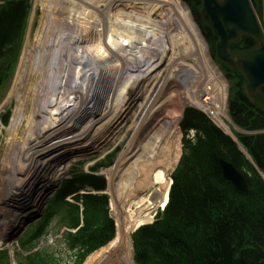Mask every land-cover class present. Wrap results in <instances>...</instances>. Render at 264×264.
<instances>
[{"label": "bare ground", "instance_id": "6f19581e", "mask_svg": "<svg viewBox=\"0 0 264 264\" xmlns=\"http://www.w3.org/2000/svg\"><path fill=\"white\" fill-rule=\"evenodd\" d=\"M52 1L48 0L49 4L45 7L44 25L38 43L31 45L30 29L39 3V0H34L13 83L8 97L0 105L1 112L18 91L20 81L28 71L35 79L34 97L31 103H27L33 111L30 119L26 117L29 128L21 135V147L13 151L14 157L20 160L18 166L9 162L3 168L4 188L7 195H11L8 202L13 201L15 196L31 197L35 191L46 198L48 190L59 182L41 190V185L47 182L53 171L52 156L74 149L94 150L112 139L110 135L116 134L122 119L131 109L127 96L115 95L125 93L136 100L147 81L146 77L151 79L159 66L164 68L163 83L142 113V120L130 134V125L141 111H135L132 116L128 128L130 136L124 150L117 154L116 162L102 170L108 184L112 212H124L123 202L130 199L125 211L128 213L126 219L122 221L119 217V222H115L116 239L107 247L110 249L135 231L138 225L150 219L156 207L162 208L165 204L168 183L161 169L154 172L153 189L148 194L133 196L138 185L131 186L126 179L134 171L131 170L134 160L153 154L154 160L150 166L160 164L161 152L176 131L184 108L192 106L202 110L216 126L231 134L235 124L225 102L228 82L210 56L208 42L190 8L182 0H118L111 5L104 0H55L57 5L51 4ZM158 10L164 13L166 19L170 17V10L173 11L179 28L176 34H165L164 22L155 18L154 12ZM122 16L151 29L152 49L149 50L148 43L150 53L147 51V56L143 55L140 46L142 31L122 23ZM201 20L210 28L202 16ZM214 35L215 56L219 59L216 52L218 38ZM160 72L162 74L161 69ZM133 85L139 89L135 91ZM144 100L146 103L149 101L148 98ZM137 107L141 110L143 104L139 103ZM153 109L162 111L154 112L152 121L143 127L147 111ZM23 117L17 108L10 117L9 126H17ZM46 120H49L51 127L58 126L59 129L51 130L43 138L29 141ZM105 127L110 129L111 134L96 143L97 134ZM4 128L0 123V135ZM47 147L51 148L46 151ZM68 159L66 157L62 161V157H59L58 164L61 163L62 168L54 174L59 177L66 175L69 162H64ZM116 177L117 182L123 180L121 185H116ZM29 215L30 211L18 222L21 223Z\"/></svg>", "mask_w": 264, "mask_h": 264}, {"label": "trees", "instance_id": "16d2710c", "mask_svg": "<svg viewBox=\"0 0 264 264\" xmlns=\"http://www.w3.org/2000/svg\"><path fill=\"white\" fill-rule=\"evenodd\" d=\"M0 1L1 95L9 84L21 51L30 0ZM182 1L191 7L196 19L193 18L203 29L206 40L212 41L213 47L208 43L215 55L216 37L201 20V0ZM255 11L264 27V0H255ZM254 47H257L256 41L246 35L229 44L232 54ZM219 64L224 66L228 79L232 80L228 103V95L226 99L228 114L236 126L247 131L234 130V133L252 163L205 114L186 107L180 128L184 135L193 129L194 139L182 138L179 161L170 173L172 184L169 183L167 189V203L152 223L138 225L134 233L120 242L130 250L133 264H264V112L246 96L243 88L246 80L240 70L222 62ZM260 91L264 95V87ZM9 114L10 110H7L3 115L5 123ZM174 136L164 146L160 163L167 159L172 148H176ZM219 159L230 161L245 175L246 192L236 189L223 178ZM104 188L102 176L73 168L71 177L63 180L51 198L42 226L29 230L19 240L22 249L34 246L43 225L54 212H60V222L69 228L79 224V206L66 201L67 195L80 189ZM73 199L83 206V225L76 232L66 234V244L70 250L76 251L73 264H81L89 252L113 237L114 224L108 216L106 195L76 194ZM120 219H126L123 211ZM115 239L116 231L103 250ZM0 264H9L6 250L0 251ZM17 264L60 262L49 249H40L21 257Z\"/></svg>", "mask_w": 264, "mask_h": 264}, {"label": "rangeland", "instance_id": "374dc122", "mask_svg": "<svg viewBox=\"0 0 264 264\" xmlns=\"http://www.w3.org/2000/svg\"><path fill=\"white\" fill-rule=\"evenodd\" d=\"M117 1L118 0H104V2L109 4V5L116 4ZM29 3H30V8H29L28 19H27L26 28H25L26 34L24 36V40H23V43H22V46H21V50H22V47H23L25 39H26L27 30H28V27H29L28 26V22L30 21L29 15L31 14V10H32V6L34 4V0H32V2H29ZM48 4H49L48 0H39L38 6L36 8V11H35V14H34V17H33V23H32L31 29H30L29 37H30L31 43L33 42L31 45H34L35 43H38V39L41 36L42 28H43V25H44L43 24V22H44L43 19H44L45 7ZM51 4L57 5V2L54 0V1L51 2ZM187 6L191 9V7L188 4H187ZM170 11H171L170 12V17L168 19H166V16L164 15V13L161 10H158V11L154 12V14L156 16V17L155 16L154 17L156 19H160L162 22H164L163 23V28H164L165 34L167 36H171V35L176 34V32L179 29L178 28V24H177L176 19H175V16H174V13H173L172 10H170ZM191 11H192V9H191ZM191 13H192V16L194 17L193 12H191ZM126 19H128V20H126ZM259 20H260V18H259ZM123 22L128 24L134 30H138V31L141 30L142 31L141 32L142 35L139 38L140 39V46H141V49H142V53H144L143 55L147 56L148 55L147 51H149V50L151 51V49H152L150 41L152 39L153 34L151 33V29L149 27L146 28L141 23L140 24L137 23V21H135V20H132L130 18H125V17L122 16V23ZM200 28H201V26H200ZM263 29H264V27H263ZM200 31L202 32L203 29L201 28ZM208 41L210 42L211 47H213L212 41H210V40H208ZM148 43H149V50H148V47H147ZM207 45H209V43H207ZM209 47H210V45L208 46V48ZM211 47H210V50L208 52H209V54H211L210 56L212 57V59L215 62L216 66L225 75V79L228 82V88H227L228 90L226 91V96H225V102H226L227 95H228V100H227V103H228L229 96H230V87L232 85V80L228 79V77H227V75H226V73L224 71V69H225L224 66L219 64L221 61L214 54H212L213 51L211 52ZM150 51H149V53H150ZM20 54H21V51L19 53V56H20ZM235 54H237V53H235ZM19 56H18V58L16 60L17 62L15 64V66H14V68L12 70V75H11V78H10L11 80L9 81V84H8L6 90L3 91L4 93L2 92L3 95L0 98V105L8 97L10 88H11L12 83H13V77H14V74H15V71H16V67H17V64H18V61H19ZM215 58L218 60V62L216 61ZM223 64H225V63H223ZM225 65H227V64H225ZM160 69L162 71V74L160 72ZM31 76L32 75L28 74V71L25 73V75L22 77V79L20 81L18 91L10 98L9 103H7L6 106H4V109L6 107L7 108L9 107L8 110H10V114H9V117H8V121H6V125H3V126H5V128L3 129V132L0 135V238H1V234L3 233V229H4V228H2L1 223H5L7 221L8 225L9 224H13L17 220H19L18 218H20V216L23 217V214L18 212V211H20L18 209H20V205L19 204H20V201H21V199H20L21 196L20 197L19 196H15L13 201H9L8 202V197H10L11 195H9V194L7 195V192L5 191V188H4L3 168L9 162H12L15 166H18V164L20 162V160H18L19 158L17 159V158L14 157L13 151L14 150H18L17 148L21 147V144H22L21 135L24 133V131L27 128H29V120H27L26 117H28L30 119L31 118V114H32L31 112L33 110H32L31 106L27 105V103H31L32 102V99L34 97V92H35V89H34V86H35L34 85L35 84L34 80L35 79L33 77H31ZM164 79H165L164 68L162 66H159L158 70H157V73L155 75H153L151 77V79H150V77H146L147 81L142 86L141 93H140V95H138L139 98L136 97V100H134V96L133 97L132 96L129 97L125 93H120V94H116V95L113 94V95H115L117 97L120 96L121 94H123V96H127L128 100L130 101L129 103H130L131 109L127 113V115L122 119V123H121L120 127L118 128V131L116 132V134L114 133V134L110 135L111 134L110 133V129H108L107 127H105L102 130H100V132L97 134V138H96V141H95L96 143L101 142L108 135H110V137H113L112 139H114V137H115V139L112 142H110L112 139H109L105 144H103V145L108 144L106 146L107 148L105 149L106 150L105 152H107L109 150H112V149H114L116 147L118 148V146L120 144L119 140L122 137L121 136L122 135V129H123V126L125 125V126H127V135L125 136V141L121 142V144H120V147H121L122 143H124L123 144V148L120 151V153L124 150V148H125V146H126V144L128 142V138L130 136L129 132H128V128H129L130 122L132 121L133 114H135L136 112L141 111V114L138 115L133 120V122L130 125V128H129L130 134L132 132V129L135 127V125H137L142 120V118H143L142 113H144V111L149 107V105H150L149 103L152 102L153 97L156 95V90L158 88H160V84L163 83ZM139 82H141V80ZM132 83L135 84V82H132ZM133 87H134L135 91H137L139 89V87L137 85H133ZM134 93L132 95H134ZM146 98L149 99V101L147 103L144 100ZM131 99L134 100V101H131ZM138 99H139V101H137ZM139 103L143 104V108L141 110L138 109V107H137V105ZM227 103H226V106H227ZM165 105H167V104H165ZM165 105H163L162 107L164 108ZM17 108H19V112H22V115L24 117L18 123L17 126L10 127L9 126L10 117L13 114V111L16 110ZM162 109H160V110L153 109V110L147 111V118H146V120H145V122L143 124V127L146 125L147 122L152 121V117H153V113L154 112L158 111L160 113L162 111ZM197 110L202 112L203 114L207 115L210 118V120L214 123L213 119L208 114H206L202 110H199V109H197ZM3 112H4V110H1L0 113H3ZM232 127H235V125H233ZM54 129H59V127L58 126L57 127H51V125L49 123V120H46V121H44L41 124L40 127H38L36 129L34 136L29 141H32V140H34V139H36L38 137L43 138L44 135H48V133L51 130H54ZM141 129L139 131H141ZM123 131H125V130H123ZM232 131H233V128H232ZM78 134L79 133H77L76 135H78ZM174 134H175L174 139H173L174 140V145H177V146H176L175 149L172 148L170 150V153L168 154L167 159L164 160L162 163L151 167L150 164L154 160V158H153L154 155L153 154H151V155L149 154L148 156L143 157V158L141 157V159L139 158L140 160L137 159L138 161L134 160V165L131 166V170L134 169V171L133 172L131 171L130 175L126 179V181L128 183H130L131 186H132V184L138 185L135 188V191H134L135 195H133V196H136L139 193L141 195L148 194L153 189V174H154V172L157 169H161L163 171V174H164L165 180H166V184L167 183L169 184V174L171 173V171L175 167V164H176L178 158L180 157V153H181V143H180V141H181V137H182L183 134L179 133L178 125H177V129L174 132ZM64 135L69 136L68 133H65ZM109 142H110V144H109ZM117 143H118V145H117ZM112 144H114L115 146L113 145L114 146L113 147ZM50 145H52V143ZM103 145H101V147H99V148H95L94 150L83 151V150H75L74 149L72 151H67V152L59 153L57 155L56 154L53 155L52 158H51V161L53 162L51 168H53L52 169L53 171L50 172V176L48 177L47 182L45 184H43V180H42V184L43 185H41V190L43 191L44 187L46 188L49 185H55V183L60 181L62 178L67 177V175H65V176L63 175L62 177H59V175L54 174L56 171H59L62 168L61 163L58 164V160H59L60 156L62 157V161L66 157L69 158L67 161L64 162V163L69 162L68 163V168L66 169L67 170L66 174H68L70 169L73 168V166L75 167L76 164H79V163L83 162V164H82V167H83L85 165H88L92 159H96V158L102 157V155L105 152L104 153L98 152L96 155H92V154H90V152H94V151L100 150ZM51 147H47L46 151L49 148H51ZM117 154L118 153H115V156H114V158L112 160L113 162L115 160L117 161V159H118L117 158ZM108 164L109 163H105V165H108ZM105 165L100 168L101 169L100 172L102 174H103L102 170L104 169ZM80 170H82V169H80ZM115 180H116V185H121L123 183V180H121V179H120L121 180L120 182H117V180H118L117 177L115 178ZM168 184H167V187H168ZM15 192H18V191H15ZM36 193H37V195L39 194L38 192H36ZM51 195L52 194H50L48 196V198H50ZM129 203H130V199L127 200V202H125V203L123 202V210L125 209V211H126V209H128ZM34 209L36 211H39L38 208H34ZM160 209H161V206L160 207H156L154 209V211L156 210L154 215L150 219L142 222L141 224H143V223L146 224L152 218L154 219L157 216L158 212L161 211ZM40 213L41 212H39V214ZM125 214H128V213L125 212ZM112 215H113V218L115 219V222L118 223L120 214L119 213L116 214L115 211H114V213L112 212ZM34 216H35V214L32 217L31 216H27L21 222V227L24 228L23 231H25V229L27 227V222L29 220L33 219ZM56 221L57 220L55 218V219H53L52 223L55 225ZM151 221H153V220H151ZM56 230H58V227L54 226L53 231L55 232ZM57 232L58 231H56V233ZM18 237L19 236L13 238L12 241H15V239H17ZM13 243L15 244V242H13ZM57 244L58 243L56 242L55 245L52 246V244H51L49 247H53L54 250L58 249L57 255L59 256V259L60 260L62 259L63 260L62 262H66L65 261L66 260V252L63 251V250L59 251V248L61 246H60V244L59 245H57ZM103 248L100 251H98V252L92 253L85 260L84 264H133L132 260H131L132 259L131 258V252H130V250H128V248L126 247V245L124 243L116 244L114 247H111L110 249H107V250L106 249L103 250ZM102 257H104V258L101 260Z\"/></svg>", "mask_w": 264, "mask_h": 264}, {"label": "water", "instance_id": "95a60500", "mask_svg": "<svg viewBox=\"0 0 264 264\" xmlns=\"http://www.w3.org/2000/svg\"><path fill=\"white\" fill-rule=\"evenodd\" d=\"M201 2L202 19L218 38L216 52L219 59L242 71L247 81L244 85L246 95L264 111V95L259 91V88L264 86V31L254 10V0H201ZM241 35L253 37L258 47L232 56L228 45ZM219 164L224 179L238 190L247 191L245 177L232 163L222 159Z\"/></svg>", "mask_w": 264, "mask_h": 264}]
</instances>
